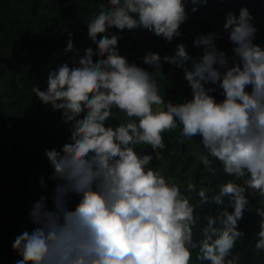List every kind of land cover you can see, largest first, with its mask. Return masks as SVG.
<instances>
[{"label": "clouds", "instance_id": "obj_1", "mask_svg": "<svg viewBox=\"0 0 264 264\" xmlns=\"http://www.w3.org/2000/svg\"><path fill=\"white\" fill-rule=\"evenodd\" d=\"M109 2L111 6L87 24L96 51L87 48L75 66L64 63L49 72L46 90L31 89L43 104L62 111L64 122L72 125L71 142L60 151H45L54 178L61 183L53 191V210L41 197L30 213L37 227L15 238L12 247L22 257L17 264H190V249L197 247L199 260L226 264L236 241L244 236L238 221L248 205L245 188L233 182L221 186L211 202L224 206L227 198L234 210L223 209L218 218L221 228L215 227L217 218L209 216L204 238L197 244L193 206L182 198L178 186L148 167L151 155H138L131 145L162 150L166 147L162 133L179 123L181 138L202 137L204 148L222 163L226 174L247 173L248 188L264 194V48L253 43L257 31L253 17L242 7L238 16L229 12L225 18L223 30L229 32L239 58L233 66L216 48V33L194 40V46L204 49L199 61L192 60L182 43L172 56L147 53L143 63L157 72L161 59L183 68L192 89L191 100L165 104L154 73L129 63L118 52L119 37L106 33L112 28H140L171 42L181 35L180 26L187 19L185 0ZM190 2L196 12L208 0ZM69 51H75L71 34L65 49ZM189 60L192 70L184 67ZM207 84L223 90L221 102L210 95L215 89ZM160 105L166 110H154ZM113 109L131 122L107 126ZM201 160L205 166L211 163L208 156ZM69 194L80 197L71 210ZM199 196L210 202L205 190ZM259 214L256 248L264 250V213Z\"/></svg>", "mask_w": 264, "mask_h": 264}, {"label": "trees", "instance_id": "obj_2", "mask_svg": "<svg viewBox=\"0 0 264 264\" xmlns=\"http://www.w3.org/2000/svg\"><path fill=\"white\" fill-rule=\"evenodd\" d=\"M264 0H248L238 4L236 0H208L207 4L199 5L196 12L192 11L193 5L190 0H185L187 19L181 24L179 37L171 42L163 37L157 36L154 32L146 29L117 30L109 29L106 35H117L118 52L125 57L129 63L154 73V78L160 90L159 94L165 96L166 104H182L193 98V92L186 78L170 81L156 75L162 73L163 67L176 68L175 65L166 63L161 59L159 71L143 63L144 56L149 53H157L163 58L165 55H175L177 44H184L186 51L192 60L199 61L203 55V46H194V40L199 37L189 32L190 26H214L217 29L218 38L215 40L216 48L223 51L228 60V65L233 66L239 62L235 56V45L229 39V32L223 30L225 18L229 12L239 15V10L246 7L253 17L251 23L257 29L253 43L264 48ZM0 6V45L7 50L0 60V95L2 79L7 85L15 87L13 95H16L23 102L21 112L28 108L35 122L33 130L16 128L10 114L5 118L0 108V264H17L22 259L16 250L13 249V238L19 234L20 228L32 230L37 227L31 218V211L34 204L46 197V207L53 210V191L57 183L46 150H61L65 143L71 142V123H65L62 119V111L54 110L51 105L44 106L32 92V85L40 87V90L47 88V76L49 72L55 71L61 64L68 63L70 67L75 66L79 58L85 54L87 48L96 51V45L88 36V22L102 9L109 8V0H21L15 8H11L10 0H1ZM60 14L62 21L67 28L64 32L54 33L53 30H46L50 37L42 38L32 28L33 14H40L42 11ZM73 41L75 51L65 52L67 42L70 38ZM100 36L98 34L97 39ZM98 59L94 55L93 60ZM192 60H189V70H192ZM12 67L20 71L24 79L25 88L20 89L13 78L7 77L6 69ZM22 77V78H23ZM9 82V83H8ZM205 87L214 88L210 93L219 103L224 99L223 90L218 85L207 84ZM11 90L13 88L11 87ZM251 86L246 91L251 92ZM37 99L39 102H35ZM1 107V104H0ZM166 110V105H165ZM27 115V114H26ZM83 114H81L82 118ZM134 121L135 118H132ZM131 122L129 118L118 109L112 110V116L106 121L107 126L115 128L121 123ZM178 126L179 123H178ZM195 152L203 149L208 153L202 143L195 144ZM138 155L149 154L153 158L148 167L159 171L166 179V182L179 187L182 198L188 199L193 206V217L195 225L192 227L193 242L199 244L203 237V228L207 226L209 216L217 218L215 227L221 228L220 217L223 209L231 213L234 209L230 206L227 198L224 206L211 202L212 197L219 193L222 185L233 182L245 188L248 205L243 213L242 219L238 221V230L244 233L231 250L227 261L234 264H264V250H258L256 243L259 239L257 233L260 231L264 213V194L255 189L248 188L247 180L249 175L245 173L233 181L223 170V165L216 158L209 166L196 159L195 154L187 155L191 150L185 144H168V150L158 154L150 145H131ZM175 150L174 154L170 150ZM179 152V153H178ZM212 158H210L211 160ZM181 168V169H180ZM209 168L214 169L209 171ZM194 169L196 173L195 182L191 187L183 184L182 173ZM163 172L165 173L162 174ZM205 190L208 203L202 202L199 192ZM80 197L76 194H69L67 197L68 209H74L79 203ZM190 264H209L208 261L199 260V248L190 249Z\"/></svg>", "mask_w": 264, "mask_h": 264}, {"label": "rangeland", "instance_id": "obj_3", "mask_svg": "<svg viewBox=\"0 0 264 264\" xmlns=\"http://www.w3.org/2000/svg\"><path fill=\"white\" fill-rule=\"evenodd\" d=\"M228 2H231L232 0H226ZM238 4H243L245 1L248 0H236ZM261 3L264 5V1H261ZM10 6L11 8H15L17 7L19 4H21V0H10ZM2 5V2L0 0V6ZM32 18V28L37 31V33L40 34V36L42 38H49L50 35L52 36V34H49L46 32V30H53L54 33H62L64 32V30H66L67 26L66 24H64V22L61 19L60 14H54L51 12H48V10H44L42 11L40 14H33L31 15ZM217 29H215L214 26H209V27H205V26H190L189 27V32L193 33V34H197L198 36H202V35H208L209 33H216ZM3 45H0V60L2 59V55L5 54L7 52L6 49L3 48ZM186 68H189V63L187 62L185 64ZM162 73L156 75V77H162L165 79H168L170 81H176V80H181L185 78V72L183 68H167V67H163L162 68ZM7 72V77H11L13 78L15 84H18V87L20 89L25 88V86L22 83V80L24 79V77L22 76V73L20 71H16L14 68L12 67H7L6 69ZM23 77V78H22ZM29 85L36 86V85H32L31 81H28ZM7 81H4V79H2V83H1V95H0V104H1V110H2V116L3 118H5V116L7 114H10L12 116L13 119V124L16 128H23L25 129H30L33 130L35 128V122L34 119H32L31 115L29 112H27L28 108H25L23 112H21V106L23 104L22 101H20V99L17 98L16 95H13V92L15 91V87L12 86V83H9V85L6 84ZM11 87L13 88V90H11ZM40 88V87H39ZM165 104V96L161 95ZM35 102H39L37 99H33ZM40 103V102H39ZM50 104L44 105V106H49ZM154 110H165V105H160V106H153ZM27 114V115H26ZM182 128L181 126H177L176 129L174 130H170V131H166L164 133H162L163 136V140L164 143L166 145V147L164 149H156V151L158 152V154H162L163 151L168 150V144L171 145H175L176 143L180 144H185L187 145V148H189L191 151L187 154H195L194 156H196L197 160H201V156H208V159L210 160V158H212L210 160V162H212L213 159H215L214 157H211L208 153H203L200 151H203V149H201L199 152H195V144L197 143H202V137H200L199 135L194 136L191 139L188 138H181V133ZM63 147V146H62ZM61 147V149H62ZM176 151L175 150H170L171 154H174ZM179 153V152H178ZM181 169V168H180ZM165 172H163L162 174H164ZM166 175V173H165ZM195 178H196V173L194 172V169L188 170V171H184V173H182V180H183V184L186 186H190L193 185L195 182ZM239 177L234 176L233 177V181L236 180ZM263 206H264V202H263ZM24 231H29L28 229H24V228H20L19 230V234L20 235L22 232ZM17 235V236H18ZM16 236V237H17ZM16 237H12L13 239V243L15 241Z\"/></svg>", "mask_w": 264, "mask_h": 264}]
</instances>
